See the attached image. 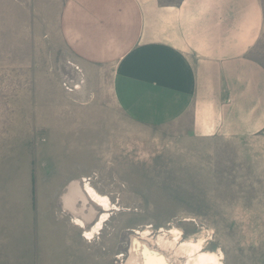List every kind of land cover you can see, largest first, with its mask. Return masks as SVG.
Here are the masks:
<instances>
[{
    "label": "rangeland",
    "instance_id": "374dc122",
    "mask_svg": "<svg viewBox=\"0 0 264 264\" xmlns=\"http://www.w3.org/2000/svg\"><path fill=\"white\" fill-rule=\"evenodd\" d=\"M11 9L0 2V264H126L132 239L183 264L157 243L174 229L220 264H264V29L248 66L201 68L216 127L191 131L128 120L108 73L85 81L64 49H21ZM85 179L114 206L92 240L63 206Z\"/></svg>",
    "mask_w": 264,
    "mask_h": 264
},
{
    "label": "crops",
    "instance_id": "0c3cea01",
    "mask_svg": "<svg viewBox=\"0 0 264 264\" xmlns=\"http://www.w3.org/2000/svg\"><path fill=\"white\" fill-rule=\"evenodd\" d=\"M0 2L12 8L5 18L21 49L27 41L32 52L64 49L87 82L107 72L114 107L148 127L215 128L216 119L205 117L209 102L201 101V68L248 66L264 29L262 0Z\"/></svg>",
    "mask_w": 264,
    "mask_h": 264
},
{
    "label": "bare ground",
    "instance_id": "6f19581e",
    "mask_svg": "<svg viewBox=\"0 0 264 264\" xmlns=\"http://www.w3.org/2000/svg\"><path fill=\"white\" fill-rule=\"evenodd\" d=\"M83 182L84 186H81L79 183H73L68 189V194L65 196L63 201L66 208L69 210L71 209V211L74 209L76 211L75 215H78V217H73L72 223L79 229L83 230L85 240H92L95 235H99L103 230L104 223L108 221L110 217L109 213L114 209V206L108 197L100 195L90 186V184L87 183L86 179L83 180ZM78 201H80L81 204L79 207H75V204ZM96 209L100 210L101 215L96 219L92 227L87 229L86 224L95 217ZM148 234V231H144L140 236L145 238ZM169 234L173 236V240H167L166 245H164L161 243L162 239H158L157 243L160 247L164 248L165 251H169L174 248L176 255H181L185 258V262H183V264H220V259L215 254L203 252L204 243L202 239L197 241H180L181 244L179 245L180 233L174 229L170 231ZM157 250L148 249L146 244L142 241L132 239L129 250V258L125 263L169 264L165 260V256Z\"/></svg>",
    "mask_w": 264,
    "mask_h": 264
}]
</instances>
